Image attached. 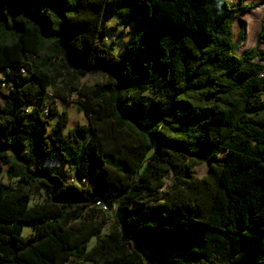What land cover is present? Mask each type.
I'll use <instances>...</instances> for the list:
<instances>
[{
	"label": "trees",
	"instance_id": "trees-1",
	"mask_svg": "<svg viewBox=\"0 0 264 264\" xmlns=\"http://www.w3.org/2000/svg\"><path fill=\"white\" fill-rule=\"evenodd\" d=\"M262 6L0 0V264H264V18L234 36ZM116 17L142 22L119 55Z\"/></svg>",
	"mask_w": 264,
	"mask_h": 264
},
{
	"label": "rangeland",
	"instance_id": "rangeland-1",
	"mask_svg": "<svg viewBox=\"0 0 264 264\" xmlns=\"http://www.w3.org/2000/svg\"><path fill=\"white\" fill-rule=\"evenodd\" d=\"M230 2H235L236 0H228ZM264 0H246L247 3H261ZM134 12H131V15ZM264 18V6L260 7L259 9L248 13L241 15L239 18L236 19L234 23V36L235 40L239 38L240 35L244 36V41L241 45V48L239 50V54H241L244 50L251 49L257 45V39L259 37V33L261 30L262 20ZM110 28H116V30H111L108 35V40L106 41L108 45H112L114 48V52L119 55L124 49H125V43L128 41L129 37L136 32H139L142 27L141 21H132L129 23L128 28H125V26L122 24L121 20L119 18H114L110 21L109 24ZM114 31V32H113ZM124 33V37L121 33ZM260 50L264 51V45H261L259 47ZM3 76H0V84L2 82ZM105 79V76L103 74H97V75H89L87 77H84L80 80L81 85H92L96 82H100ZM45 100L47 102V105H50L53 100L56 101V105L58 107L59 112L66 111L68 114V126L66 129V132L69 129H72L74 127H77L81 124H87V119L83 112H80L78 109V103L77 98L74 100L68 101L67 99H60L56 100L51 96L50 93H47L45 96ZM57 121V117H55L52 121V124L55 125ZM46 165L55 171H61V165L58 160H54L52 162L46 163ZM208 165L201 164L195 166V173L198 177H203L208 173ZM0 179L4 182H8L5 173L0 174ZM173 176H169L166 180V186H169L172 183ZM33 200L32 205H36L39 203H42L45 201L43 192L36 193L33 192ZM111 216V220L108 222L104 232L102 235H106L110 232L113 226L117 224V213L114 209L112 211L108 212ZM34 233V229L31 226H27L24 229V235L30 236ZM96 243V239H93V241L90 243L89 247H93Z\"/></svg>",
	"mask_w": 264,
	"mask_h": 264
},
{
	"label": "built area",
	"instance_id": "built-area-1",
	"mask_svg": "<svg viewBox=\"0 0 264 264\" xmlns=\"http://www.w3.org/2000/svg\"><path fill=\"white\" fill-rule=\"evenodd\" d=\"M95 204L97 205V206H101L102 205V203L99 201V200H95ZM107 208L104 206V210H106Z\"/></svg>",
	"mask_w": 264,
	"mask_h": 264
}]
</instances>
